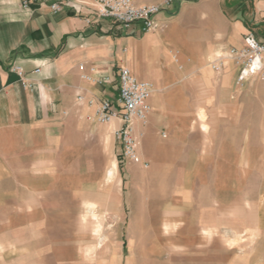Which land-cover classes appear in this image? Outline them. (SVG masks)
<instances>
[{"label": "crops", "instance_id": "obj_1", "mask_svg": "<svg viewBox=\"0 0 264 264\" xmlns=\"http://www.w3.org/2000/svg\"><path fill=\"white\" fill-rule=\"evenodd\" d=\"M49 2L23 8L0 0V264H60L63 240L100 251L101 264L121 259L130 194L139 205L156 201L148 229L125 235L138 242L134 255L264 264V196L238 201L246 186L235 180L255 174L254 144H264V82L238 81L227 53L248 31L264 42V0H173L155 16L161 26L147 32L137 22L120 29L93 18L83 4L79 13L67 6L53 13ZM211 58L223 68L212 72ZM122 65L153 84L146 122L134 123L136 161L121 158L119 119L95 117L100 99L116 103ZM256 171L264 176V167ZM69 177H84V185ZM156 183H163L157 194ZM199 192L210 194L206 202ZM138 213L129 225L146 223ZM98 219L117 232L78 229Z\"/></svg>", "mask_w": 264, "mask_h": 264}, {"label": "built area", "instance_id": "obj_2", "mask_svg": "<svg viewBox=\"0 0 264 264\" xmlns=\"http://www.w3.org/2000/svg\"><path fill=\"white\" fill-rule=\"evenodd\" d=\"M46 0H21V6L28 8L31 4H45ZM173 0H164L162 3L138 4L136 0H50L48 7L57 13L64 6L70 7L74 12H81L80 5H85L93 18H109L120 29H128L130 24L139 23L143 32L155 30L161 26L155 16L162 8L171 5ZM89 17L85 21H89ZM228 56L238 64V81H243L247 76L254 75L264 82V42L258 40L252 32H246L239 47H230ZM172 59L179 62L177 52L172 53ZM215 71L223 68L221 60L210 62ZM11 70L22 75V68L12 65ZM118 93L116 103L107 99H100L95 112L97 120L108 122L113 118L120 121V126L114 131L115 137L121 144V158L136 161L137 140L134 133V123H145L150 112L147 103L153 91V84L149 80L137 78L125 65L118 68L117 75ZM91 79L87 75H82ZM78 99H81L79 96Z\"/></svg>", "mask_w": 264, "mask_h": 264}, {"label": "rangeland", "instance_id": "obj_3", "mask_svg": "<svg viewBox=\"0 0 264 264\" xmlns=\"http://www.w3.org/2000/svg\"><path fill=\"white\" fill-rule=\"evenodd\" d=\"M212 60L209 59L207 65L209 66L210 70L212 72H214L215 70L212 69L210 67V61ZM254 149L257 151L255 154L257 157L254 156V160H253V165H254V173L257 174L256 170L257 168H263L264 167V160L260 159V150L263 149L264 150V144L261 146L260 144H254ZM254 154V155H255ZM115 165V163H113L109 170L108 173L110 172V170H113L112 174L115 172L116 170V165L114 168H112V166ZM148 168V167H147ZM146 167H142V168H138V169H143L146 170ZM119 171L121 173V175L124 174H128V170L125 167V165L123 163L119 164ZM253 175L251 178H242V177H236V183L238 186H246V193H238V201H240L242 199L243 196L247 197L250 201H258L262 194L264 196V176H257V175ZM117 178L119 179V174H117ZM110 179H114L113 176ZM164 180L165 178H159ZM68 180L70 181L69 184L70 185H84V177H69L66 178L65 181ZM126 182L124 183V189L125 191L130 190L132 192V181H128V178H126ZM66 183V182H65ZM157 186H155L153 188L154 192H156V194L160 191L163 190V188H161V186H163V183L161 184H157ZM130 192V193H131ZM145 195H147V191H145ZM199 199H201L202 202H206L205 200H207L208 196L210 194L205 193V192H199ZM214 195V194H211ZM129 201L126 204L127 207L125 208V216H126V223L125 226L123 227V234L122 235V239L125 241L126 243V247H125V252H124V256L120 259L115 258L113 256L110 255L109 257V264H165V261L163 258H151L148 256H139V255H134V245L138 244V242H132L129 241L127 239V237L129 236V229H134V228H140V229H148L149 224H147V221L149 220L148 218V213L151 212V209L156 206V201L152 203L153 207H150V205H145V203L142 201L140 202L141 204L139 205L138 203L134 202L133 199H135L136 201V196L133 197L132 194H130L129 196ZM140 206V209H138V207ZM150 207V210L148 209ZM138 209V210H137ZM141 212L140 214L144 215L142 216V220L146 221V223H141V224H137V225H129L128 223L130 222V220H132V218H130L131 216L134 215H138V212ZM85 215V214H84ZM97 217H100V215H98ZM100 219H98L96 222H94L91 225H79L78 229L82 230L83 232L86 233H94V234H99L102 231H110V232H117V227L116 226H105L99 223ZM120 228V227H119ZM127 237H126V236ZM112 238V237H111ZM88 240V238H87ZM81 242V241H80ZM79 241L78 240H69V241H61V248H60V264H101V260L103 258V256H101L100 251L95 252L94 250H89V247L85 250H80L79 248H77ZM82 243V242H81ZM84 245L86 246L87 243H89L88 245H93L95 243H97L98 245L100 244V242L98 241H93V242H88V241H84L83 240ZM133 254V255H132Z\"/></svg>", "mask_w": 264, "mask_h": 264}, {"label": "bare ground", "instance_id": "obj_4", "mask_svg": "<svg viewBox=\"0 0 264 264\" xmlns=\"http://www.w3.org/2000/svg\"><path fill=\"white\" fill-rule=\"evenodd\" d=\"M113 170H110V172L108 173V176L110 177L112 175Z\"/></svg>", "mask_w": 264, "mask_h": 264}]
</instances>
